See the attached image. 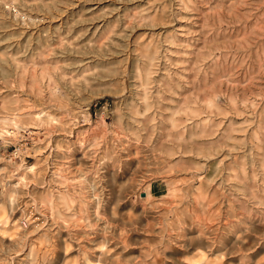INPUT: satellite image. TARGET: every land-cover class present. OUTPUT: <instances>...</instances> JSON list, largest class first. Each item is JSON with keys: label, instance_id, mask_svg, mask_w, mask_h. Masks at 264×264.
<instances>
[{"label": "rangeland", "instance_id": "rangeland-1", "mask_svg": "<svg viewBox=\"0 0 264 264\" xmlns=\"http://www.w3.org/2000/svg\"><path fill=\"white\" fill-rule=\"evenodd\" d=\"M0 7V264H264V0Z\"/></svg>", "mask_w": 264, "mask_h": 264}, {"label": "bare ground", "instance_id": "bare-ground-1", "mask_svg": "<svg viewBox=\"0 0 264 264\" xmlns=\"http://www.w3.org/2000/svg\"><path fill=\"white\" fill-rule=\"evenodd\" d=\"M4 2L6 0H3ZM66 3V2H65ZM4 4V3H2ZM29 9V8H28ZM0 10H1V7H0ZM33 13V12H32ZM0 14H1V11H0ZM5 14V13H4ZM28 14V13H27ZM70 14V13H69ZM6 15V14H5ZM62 16V15H61ZM7 18V17H6ZM28 20L29 23L26 22V28H31L32 29V26L34 25L32 22L34 21L33 17H29L28 16ZM35 22V21H34ZM60 23V22H59ZM42 27V26H41ZM52 28V24H48L47 26L45 27H42V28H39L35 31H31V29L26 33V32H19L18 34H13L11 32L7 33L4 35L3 37V40L7 41L8 43L5 44V47H11L12 46V42L10 41L11 40V37H16V36H21L22 34H24L23 39H20V41H17V43H15V53H20L21 55L25 56V57H28V56H31L33 53H35V51L37 50V48L39 46H48L49 45V37L50 34H51V30H53ZM53 36V35H52ZM16 42V41H15ZM48 49V48H47ZM64 55V54H63ZM77 56V55H76ZM89 56V55H88ZM15 59V58H14ZM31 60V59H30ZM31 62V61H30ZM29 62V64H30ZM5 64H7V61H4ZM32 63H34L32 61ZM87 63V62H86ZM84 64V63H83ZM27 65H28V62L27 63H24L22 66H21V74H25L26 71H27ZM81 66V65H80ZM17 68V66H16ZM11 72L14 73L15 76L19 75L18 72L16 69H15V66L13 67H10L9 68H3L1 67V73L4 75V76H8ZM5 102V101H4ZM37 105V104H36ZM27 108V107H26ZM28 109V108H27ZM38 114V113H37ZM13 116V115H12ZM34 116V115H33ZM36 116V115H35ZM16 117V116H15ZM26 117V116H25ZM4 118V117H3ZM34 118V117H32ZM37 118L38 120H42L43 117L39 116V114L37 115ZM51 119V118H49ZM55 119V118H53ZM4 120V119H3ZM12 121V120H11ZM43 121V120H42ZM39 122V121H38ZM45 123V122H44ZM50 124V123H49ZM16 126H18V124L15 123ZM53 126V125H52ZM19 127V126H18ZM4 132V131H3ZM14 132V131H13ZM244 215V214H243ZM231 223V222H230ZM231 225V224H230ZM214 229V228H213ZM235 232V231H234ZM236 233V232H235ZM216 241V240H215ZM219 241V240H218ZM256 263V262H255Z\"/></svg>", "mask_w": 264, "mask_h": 264}, {"label": "crops", "instance_id": "crops-1", "mask_svg": "<svg viewBox=\"0 0 264 264\" xmlns=\"http://www.w3.org/2000/svg\"><path fill=\"white\" fill-rule=\"evenodd\" d=\"M154 189H155V186H154L153 184H151V185L149 186V190H150L151 192H153Z\"/></svg>", "mask_w": 264, "mask_h": 264}]
</instances>
